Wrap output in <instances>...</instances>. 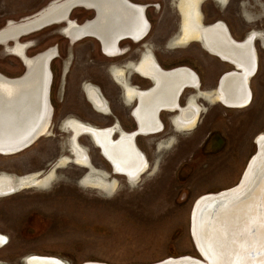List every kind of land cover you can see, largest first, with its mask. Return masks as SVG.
<instances>
[{
	"label": "rangeland",
	"instance_id": "obj_1",
	"mask_svg": "<svg viewBox=\"0 0 264 264\" xmlns=\"http://www.w3.org/2000/svg\"><path fill=\"white\" fill-rule=\"evenodd\" d=\"M61 1L65 0H0V31L31 20ZM129 1L147 6L151 31L139 44L122 41L120 49L130 48L129 53L140 59L149 48L164 70H193L200 78L201 91L214 92L220 77L234 71L230 63L209 54L201 44L169 49V41L179 33V0ZM203 3V25L222 22L239 42L254 32L264 33V0ZM93 18L92 11L79 7L66 22L83 25ZM66 22L17 38L27 45L29 58L57 50L49 89L53 114L49 132L34 145L19 154L0 155V174L44 178L54 171L55 179L41 188L0 196V235L6 238L0 246V264H26L31 256L54 258L64 264H158L182 257L202 260L191 233L195 203L205 195L236 188L257 152L255 140L264 135L263 42L256 40L258 69L250 80L252 94L246 107L230 109L199 97L203 113L196 128L177 132L171 123L177 112L162 113L159 119L165 129L135 138L148 163L139 181L115 175L100 149L88 137L81 138L79 143L86 148L93 168L107 175L104 180L110 186L102 189L98 183H85L88 171L83 166L72 162L56 166L71 156L70 136L62 124L67 120L97 128L118 124L125 132H135L133 104L126 103L122 88L110 73V68L125 67L132 61L106 57L94 38L73 43L63 33ZM12 41L5 44L11 48ZM9 47H0V74L16 79L25 73L26 64L12 56ZM127 78L129 84L143 90L152 86L136 74ZM84 85L99 89L110 114L95 111ZM184 91L179 99L183 108L190 97L197 96L194 89ZM119 135L113 134V139L118 140ZM162 142H167V147L160 148ZM92 175L101 179L94 172Z\"/></svg>",
	"mask_w": 264,
	"mask_h": 264
},
{
	"label": "bare ground",
	"instance_id": "obj_2",
	"mask_svg": "<svg viewBox=\"0 0 264 264\" xmlns=\"http://www.w3.org/2000/svg\"><path fill=\"white\" fill-rule=\"evenodd\" d=\"M203 1L179 0L177 6L181 17V45H187L194 39L200 41L211 54L238 68V71L223 75L215 98L227 108H244L250 103L252 93L249 84L258 69L255 40L264 45V33L254 32L239 42L222 22L202 27L199 5ZM71 5L77 8L85 6L87 9L94 7L98 14L94 21L84 25L71 21L64 29V35L73 43L84 37H96L106 56L120 53L116 44L122 38L131 37L135 42L143 41L145 25L150 28L145 16L147 7L133 4L129 0H65L52 5L31 20L0 32V47L8 48L9 45L5 43L13 40V48L9 49V53L24 61L28 67V78L25 81H15L18 78L9 79L0 74V155L19 154L23 148L20 145L30 144L48 133L53 114L47 97L52 76L49 61L57 55V50L50 49L29 58L27 46L17 38L44 26L47 28L59 24L65 19ZM200 27L202 30H199ZM147 74L157 81V88L139 94V111L135 114V122L138 123L136 128H139L137 132L123 134L119 142H114V130H101L81 124L78 126L81 133L91 135L115 173L126 176L131 182L139 181L148 170L147 159L136 147L135 138L162 131L159 109L177 108L178 99L185 88L194 87L197 91L200 88L198 76L187 68L163 71L155 63ZM186 116L188 119L192 117L190 113L183 115ZM256 142L259 152L247 166L239 185L218 194L205 195L195 203L191 216L192 232L198 252L205 260L182 257L168 259L165 264H264V135ZM83 155L86 156L85 153L81 156L86 160ZM54 177L53 174L50 180H54ZM12 179L10 176L0 177V196L11 195L36 184L32 180L27 181V178H15V189H11L7 186L12 183ZM85 183L89 186L98 183L97 186L102 189L110 186L97 177L85 178ZM5 242L6 238L0 235V246H4ZM26 264L64 263L54 258L31 256L26 258Z\"/></svg>",
	"mask_w": 264,
	"mask_h": 264
},
{
	"label": "flooded vegetation",
	"instance_id": "obj_3",
	"mask_svg": "<svg viewBox=\"0 0 264 264\" xmlns=\"http://www.w3.org/2000/svg\"><path fill=\"white\" fill-rule=\"evenodd\" d=\"M217 3H221V2H228V0H216ZM204 3L201 4L200 6V9H199V15L202 16V19H203V15L201 13V7ZM222 4V3H221ZM147 7V6H146ZM179 13V12H178ZM146 16V15H145ZM179 16H180V13H179ZM181 19V17H180ZM202 19H201V25L202 27H209L208 25H203L202 24ZM146 20L148 22V19L146 17ZM71 21L68 22L67 26L69 25ZM88 23V22H87ZM149 23V22H148ZM217 23V22H216ZM86 24V23H85ZM150 24V23H149ZM215 24V23H213ZM211 24V25H213ZM56 25V24H54ZM84 25V24H83ZM200 27L199 30H202ZM204 27V28H205ZM229 30V29H228ZM4 30H1L0 32H3ZM151 31V25H150V28H149V31L147 32V34L144 36V40L147 38V36L149 35ZM181 32V22H180V27H179V33ZM63 33H64V30H63ZM179 33L178 35L172 39L171 41H169L168 43V47L169 49H181V48H185L187 47L188 45L192 44V43H198V44H201L200 41H197V40H190V42L187 44V45H181V40H180V37H179ZM229 33L231 34L230 30H229ZM232 36V34H231ZM66 37V36H65ZM233 37V36H232ZM67 38V37H66ZM86 38H94V37H84L83 39L77 41V42H80ZM68 39V38H67ZM95 39V38H94ZM97 39V38H96ZM246 39V38H245ZM244 39V40H245ZM125 40H129L133 43H141L143 41H138V42H135L134 39H132L131 37H126V38H122V40L120 39V42L119 44L117 43L116 44V48H118V50L120 51V53H118V55L116 56H106L104 53V55L108 58H116V57H120L122 58V60H131L132 62L131 63H128L125 67H112L110 68V73L113 77V79L115 80L116 84L119 85L122 90H123V94H124V99L126 101V103H128L129 105L130 104H136L138 102V107H139V97H140V93H144V92H150L154 89L157 88L156 84H157V81H154V79H151L149 76H148V69L152 66L155 65V63L157 64V66L163 70V71H171V70H164L163 68H161V66L159 65V63L157 62V60L155 59L154 55H153V51L149 48L146 49V51L140 56V59H137L136 56H134V54H130L129 52L131 51L130 48L128 49H120L121 47H119L120 43L122 41H125ZM71 41V40H70ZM76 42V43H77ZM27 46V45H26ZM13 46L9 49H12ZM202 48L208 52L209 54H211L203 45H202ZM102 51H103V47H102ZM122 51H124V54L122 53ZM217 58H219L218 56L214 55V54H211ZM220 59V58H219ZM21 60V59H20ZM221 60V59H220ZM134 61V62H133ZM24 62V61H23ZM223 63H225L224 61H222ZM25 63V62H24ZM227 63V62H226ZM26 64V63H25ZM228 64V63H227ZM231 65V64H229ZM233 66V65H231ZM181 68H187V67H181ZM189 69V68H187ZM191 70V69H190ZM193 71V70H192ZM51 72V71H50ZM194 72V71H193ZM195 73V72H194ZM129 74H136L144 79H148L149 81H152L154 82V84L149 88V89H146V90H143V89H140L138 87H135L133 86L132 84H129V81H128V78H127V75ZM196 74V73H195ZM197 75V74H196ZM198 76V75H197ZM52 77V76H51ZM222 77V76H221ZM220 77V79H221ZM53 78V77H52ZM51 78V80H52ZM199 78V76H198ZM142 80V79H141ZM199 81H200V78H199ZM131 83V82H130ZM189 89H194V87H188ZM83 90L85 92V94L87 95L88 97V100L90 102V104L94 107L95 111L103 116H107L108 114H110L109 110H108V106H107V102L106 100L104 99V97L101 95L100 91L98 88L92 86V85H84L83 87ZM150 90V91H148ZM216 91H217V88L214 90V92L212 91H201V81H200V88L197 92V96H192L190 97L188 100H187V103L186 105L183 107L180 106V98L178 99V107L175 108V109H169V108H164V107H161L159 109V115L162 114V113H173V112H177L176 115H174L172 118H171V123L173 125V127H175V129L177 130V132H184L185 130L186 131H189V130H192L194 128H196V126L198 125V122H199V118L200 116L202 115L203 113V106L200 105L198 102H197V98L201 97L202 99L208 101V102H218L216 101ZM185 92V91H184ZM183 92V94H184ZM183 94L181 96H183ZM201 98H199L201 100ZM132 102V103H130ZM135 107V106H134ZM134 111H133V116H134V120L137 122L136 120V112L139 111L138 107L137 108H134ZM37 111H39V107L37 109ZM188 114L190 113L191 114V119H188L187 116L186 117H183L184 114ZM157 116V117H158ZM131 117H132V114H131ZM160 120V119H159ZM135 122V124H136ZM161 122V121H160ZM162 123V122H161ZM87 125V126H91V125H88V124H85V123H82L78 120H67L65 121L63 124H62V127L63 129L67 132V134L70 136V139H69V148H70V153H71V156H70V159L69 158H63L61 160H59L57 163H56V166L58 167H61V166H65L67 165L68 163H74L76 165H79V166H83L85 169H87L88 173H87V177H92L93 175V172L98 174L97 176H99L101 179H105V177H107V175L103 172H100L99 170H97L96 168H93V164L90 162V158L87 157L88 156V152L86 153V148L83 147L80 143H79V140L83 137H91V135L89 134H84V133H81V130H78V126L79 125ZM138 124V123H137ZM136 124V125H137ZM93 128H96V129H101V130H114V132L112 133V135L114 133H118L120 134L119 135V138L118 140L117 139H113L112 137V140L114 142H119L122 137H123V134H133L135 132L138 131V129L136 128V131L135 132H125L120 125L118 124H115L113 125L112 127H106V128H97V127H94V126H91ZM162 127L164 128L165 126H163L162 124ZM165 129V128H164ZM117 131V132H116ZM165 131V130H164ZM78 133V134H77ZM81 133V134H80ZM79 135L77 136V139H75L76 135ZM150 136V135H149ZM92 138V137H91ZM95 142V141H94ZM169 142V141H168ZM166 143L167 142H162L159 144V147L160 148H164L166 146ZM96 144V143H95ZM167 147V146H166ZM79 149V151H78ZM101 151V150H100ZM82 153L86 156H84L86 158V160H84L82 158ZM102 154V152H101ZM103 156V154H102ZM103 158L107 161V159L103 156ZM108 162V161H107ZM109 166L112 168V171L114 172L115 175H120V174H116L115 171H114V168L113 166L111 165L110 162H108ZM105 172V171H104ZM54 174V171H51L49 176H46L44 178H40L38 177L37 175H31V176H27V177H22V178H27V181H35L36 184L32 187V188H41V187H44L45 185H47L49 182H50V179L52 177V175ZM8 175H1L0 174V177H6ZM55 176V174H54ZM124 176V175H122ZM11 177V176H10ZM126 177V176H124ZM13 178V177H12ZM15 183H16V180L15 178L12 179V183L11 184H8V188H11V189H15ZM46 183V184H45ZM43 184H45L43 186ZM31 188V187H29ZM29 188H25V189H29ZM0 190H2V188H0ZM12 195V194H11ZM10 196V195H8ZM2 197H7V196H2Z\"/></svg>",
	"mask_w": 264,
	"mask_h": 264
},
{
	"label": "water",
	"instance_id": "obj_4",
	"mask_svg": "<svg viewBox=\"0 0 264 264\" xmlns=\"http://www.w3.org/2000/svg\"><path fill=\"white\" fill-rule=\"evenodd\" d=\"M74 1V0H73ZM121 1H124V0H121ZM78 7H80V8H83V9H85V10H91L93 13H94V18L91 20V21H94L96 18H97V14H98V12H97V10H96V8H94V7H92L91 9H87L85 6H78ZM77 9V7L75 6V5H71L70 6V8L68 9V12H67V15L65 16V19H63V21H62V23L61 24H63V25H65L64 24V21L66 22L68 19H69V17H70V15H71V12L74 10V9ZM67 24H68V22H66ZM146 24V23H145ZM8 25V24H7ZM6 25V26H7ZM57 25H59V24H57ZM45 27V26H44ZM44 27H42L41 29H43ZM145 30H144V33H143V38H144V36L147 34V32H146V30L149 28V26H146L145 25ZM34 31H36L37 32V30H34ZM34 31H32L33 33H34ZM148 31V30H147ZM26 34H21L20 36H19V38L21 39V38H23L24 36H25ZM95 39H96V37H94ZM18 40V39H17ZM97 40V39H96ZM52 60L53 59H51L50 61H49V68H50V65H51V63H52ZM23 66H24V64H22ZM234 67V66H233ZM24 68H25V73L21 76V77H19L18 79H16L15 81H25L27 78H28V67H26V66H24ZM234 70H236V71H238V68H236V67H234ZM224 78V76H222L221 77V79L219 80V82H218V85H217V89L220 87V85H221V80ZM150 83H151V85L152 84H154V82H152V81H150ZM50 85H51V77H50V83H49V86H48V88L50 89ZM151 87V86H150ZM49 95H50V93H49V91H48V95H47V97H48V100H49ZM135 106V107H134ZM133 107L134 108H137L138 107V102L136 103V104H134V102H133ZM133 109V108H132ZM116 123H117V121H116ZM136 127H138V125H136ZM115 134V133H114ZM112 137H113V135H112ZM39 139V138H38ZM38 139H36L35 141H32L30 144H28V143H24V144H22V145H20V146H23V148L21 149L22 151L23 150H27L28 148H30ZM88 139H89V141L92 143V145L94 146V147H96L97 149H99L98 148V146L95 144V142H94V139L93 138H91V137H88ZM255 145H256V148H257V152H256V154H255V156H253V158L254 157H256L257 156V154H258V152H259V145L257 144V142H256V140H255ZM252 158V159H253ZM251 159V160H252ZM251 162V161H250ZM249 162V163H250ZM249 165V164H248ZM55 165H53L52 166V168L54 167ZM192 227V226H191ZM191 233H192V237H193V240H194V236H193V232H192V229H191ZM194 243H195V240H194ZM196 245V244H195ZM197 248V247H196ZM198 250V249H197ZM200 254V253H199ZM201 255V254H200ZM201 258L203 259V260H205V258L203 257V256H201ZM166 262H168L167 260H165ZM163 262V263H161V264H165L166 262Z\"/></svg>",
	"mask_w": 264,
	"mask_h": 264
},
{
	"label": "crops",
	"instance_id": "obj_5",
	"mask_svg": "<svg viewBox=\"0 0 264 264\" xmlns=\"http://www.w3.org/2000/svg\"><path fill=\"white\" fill-rule=\"evenodd\" d=\"M255 43H256V40H255Z\"/></svg>",
	"mask_w": 264,
	"mask_h": 264
}]
</instances>
